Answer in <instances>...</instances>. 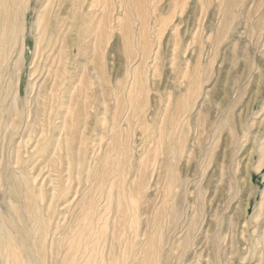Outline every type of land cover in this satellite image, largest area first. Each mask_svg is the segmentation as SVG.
<instances>
[{
    "label": "rangeland",
    "instance_id": "1",
    "mask_svg": "<svg viewBox=\"0 0 264 264\" xmlns=\"http://www.w3.org/2000/svg\"><path fill=\"white\" fill-rule=\"evenodd\" d=\"M15 4L0 264H264V0Z\"/></svg>",
    "mask_w": 264,
    "mask_h": 264
},
{
    "label": "bare ground",
    "instance_id": "2",
    "mask_svg": "<svg viewBox=\"0 0 264 264\" xmlns=\"http://www.w3.org/2000/svg\"><path fill=\"white\" fill-rule=\"evenodd\" d=\"M13 0H5V3H3V0H0V18L3 21H12L14 12H15V0L14 3L12 4ZM24 5H27V0H23ZM18 16L20 17V14H18ZM22 23V20L20 21V25Z\"/></svg>",
    "mask_w": 264,
    "mask_h": 264
}]
</instances>
